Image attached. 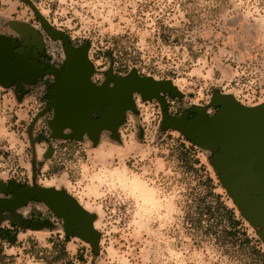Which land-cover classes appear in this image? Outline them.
I'll list each match as a JSON object with an SVG mask.
<instances>
[{
	"label": "rangeland",
	"instance_id": "374dc122",
	"mask_svg": "<svg viewBox=\"0 0 264 264\" xmlns=\"http://www.w3.org/2000/svg\"><path fill=\"white\" fill-rule=\"evenodd\" d=\"M42 25L57 32L43 36L49 52L59 54L61 36L89 45L94 79L106 75L113 86L136 72L175 90L134 92L116 131L105 124L96 139L53 131L39 83L24 94L0 85V184L66 192L99 236L95 252L31 198L0 217L16 235L0 239V264H264L259 228L222 185L209 161L215 151L164 125L198 110L214 116L220 95L264 105V0H0V35L25 47L28 28ZM219 201L240 223H227Z\"/></svg>",
	"mask_w": 264,
	"mask_h": 264
},
{
	"label": "water",
	"instance_id": "95a60500",
	"mask_svg": "<svg viewBox=\"0 0 264 264\" xmlns=\"http://www.w3.org/2000/svg\"><path fill=\"white\" fill-rule=\"evenodd\" d=\"M8 46L9 43L0 38V75L27 77L38 70L37 65L30 66L24 59L10 63L6 58ZM87 49L88 44L84 46L85 54ZM77 80L82 87L79 102L71 106L60 102L54 111L50 125L57 134L65 127L78 131L88 128L85 112L101 101L105 104L106 112L95 127L97 139L98 132L105 124L116 131L126 111L134 108V92L152 97L161 90H175L171 80H157L136 72L116 79L113 87H95ZM217 101L221 108L212 117L198 110V115L193 119L167 117L164 125L178 130L192 144L215 151L209 160L211 165L241 215L259 228L258 235L264 242V105L244 106L230 95H220ZM31 198L42 199L53 211L62 213L67 235L71 234L67 217L70 212L74 225L83 228L78 231L79 236L89 241L97 252L99 236L93 226L94 217L76 198L64 191L42 186L20 188L10 199L0 201V211L14 209Z\"/></svg>",
	"mask_w": 264,
	"mask_h": 264
},
{
	"label": "flooded vegetation",
	"instance_id": "af4514ba",
	"mask_svg": "<svg viewBox=\"0 0 264 264\" xmlns=\"http://www.w3.org/2000/svg\"><path fill=\"white\" fill-rule=\"evenodd\" d=\"M28 32L27 34L30 35V39L26 43L25 41L23 42L25 47L21 46V40L13 36L0 35V38L5 39L9 43L6 58L10 63H18V61L24 59L30 66L37 65L38 70L30 73L27 77H14L8 74H1L0 85L5 88L12 87L14 91L24 94L39 83L45 100L44 106L42 107L44 114H49L52 110L55 111L60 102H64L70 106L79 102L82 87L79 84L80 82L77 83V78L95 87L114 86V84L113 86L109 85L106 80V75L103 80L94 79L95 68L94 63L89 57V45L85 54V45L77 46L68 41L66 37L61 36L62 47L59 54H57L48 51L44 43L45 39L43 38L44 34L53 36L57 32L45 26H43V29L38 30L28 28ZM84 54L86 58L83 57ZM105 110V104L101 101H97L91 105L84 115L88 128H82L79 132L88 130L92 137L95 136V127L106 112ZM27 186L33 185H21L16 181H10L7 186L0 184V190L5 194L4 196L0 195V201L10 199L16 190ZM6 211L9 210L0 211V217ZM57 213L61 216L64 228L65 219L60 211ZM67 217L70 220L69 226L71 233L83 229L82 227H76L74 225L71 221L72 214L70 212H68Z\"/></svg>",
	"mask_w": 264,
	"mask_h": 264
},
{
	"label": "trees",
	"instance_id": "16d2710c",
	"mask_svg": "<svg viewBox=\"0 0 264 264\" xmlns=\"http://www.w3.org/2000/svg\"><path fill=\"white\" fill-rule=\"evenodd\" d=\"M192 146H193V144H192ZM217 206H218V208H220L222 210V216L224 215L225 217H227L226 220H227V223L229 225L234 226V225H236V223H240V221L236 219L233 209L227 207L224 203H222L220 201H219ZM193 224H194V226H196L198 228L201 224L200 219L193 220ZM0 239H5L9 243H13L16 239V235L13 234L9 229L0 228ZM258 253L262 256L264 255L263 252L262 253L258 252Z\"/></svg>",
	"mask_w": 264,
	"mask_h": 264
}]
</instances>
